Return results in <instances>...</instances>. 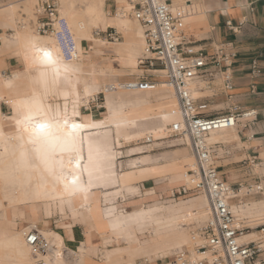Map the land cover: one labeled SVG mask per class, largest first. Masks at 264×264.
Masks as SVG:
<instances>
[{
  "label": "crops",
  "instance_id": "0c3cea01",
  "mask_svg": "<svg viewBox=\"0 0 264 264\" xmlns=\"http://www.w3.org/2000/svg\"><path fill=\"white\" fill-rule=\"evenodd\" d=\"M168 1L170 5L176 1L177 8L182 11L178 16L172 13L178 25L177 34L187 43L199 48H209L213 44L226 42H232L235 46L238 55L232 68L234 87L227 93L230 98L223 95L217 88L213 96H207L206 99L198 102L197 106L205 107L211 115L226 113L232 111L233 108L239 112L250 110L256 112V116L253 118L242 121L241 125L238 126L241 127L239 131L236 132L237 127L234 128L233 139L219 141L217 142L219 144L213 147L215 163L219 164L217 166L218 172L228 184L235 189L236 186L239 188L247 182L251 183V180H254L255 183L257 176L248 179V173H250L248 167L261 168L264 172V0ZM75 7L80 10L83 9L84 4L76 2ZM110 10L104 1V11L110 17L106 28H86L84 30L87 38H83L85 41L80 42L84 49L81 56V62L84 65L83 73L81 75L77 72L72 73L68 87L58 90L57 100L59 103L66 102L71 105L77 120L90 122V116L87 114L92 113V110L89 113H83L82 106H89V102L93 101L95 96L104 95V111L97 114L96 122L112 126L111 135L118 145L112 142L111 146V152L116 155L114 170L119 175L120 182L132 181L131 188L134 189V193L127 191V186H124L123 188L119 187L123 197L118 196L116 200L109 203V200L106 203H103V200H98L88 208L75 212H69L65 208H59L60 211L57 208L61 216H64V212L67 211L71 219L80 222V224L71 226L61 227L57 225V221H51L52 208L56 204L45 206L40 203H29L22 208H7L12 210L11 214L5 209L6 216L1 214L4 211L0 212V218L5 216L4 220L0 221V237L17 235L29 226H34L37 230H50L60 236L64 247L68 250L78 251L82 245L87 248L88 254H84V256L89 264H98L89 260L90 254H97V252L100 255L98 261L102 264H130L118 256L107 258L106 255L115 254L125 246L135 242L137 238L145 249L149 248L151 223L145 222L144 225L140 226L132 223L131 228L124 231L119 238L118 233L120 231L112 229L111 223L115 218L121 220L130 218L137 209L135 205L128 210L121 209L125 196L135 195L136 197L132 200H136V203L142 201L145 208L154 207V213L159 217L163 215L167 207L172 208L174 213L177 212L176 216L182 215L186 211L194 213L190 218L182 216V221L177 224L173 231L169 232L171 237L179 234L180 230L188 237L186 232L188 224L203 220L206 209L205 203L201 199L203 196L166 201L165 203L157 201L162 197L175 198V196L189 193L184 192L183 187H181V183L184 184L185 181V171L182 166L184 161L191 157L187 153L178 155L175 152H167L159 155H148L144 154L143 147H133L127 150L125 158L128 159L126 161H118L123 155L122 152L115 151L116 146L121 148L132 141L139 142L144 138L154 140L167 138L170 131L169 126L174 123L166 122L164 117L175 115L177 108L174 104L175 99L172 91L171 96L163 81L154 85L152 90L141 91L139 95L142 97H138L129 90L124 91L123 89H126L124 84L118 83V79L114 75L117 72L114 69L115 65L131 73L139 71L138 60L142 56L143 37L138 23H133L130 18L124 17L128 18V27L118 26L113 21L114 15H110ZM227 23L231 27L227 26ZM92 29L101 31L96 33V36L104 34L107 29H115L117 33L123 36L124 41L119 42L122 39L121 36L117 42L109 41L104 34L108 41L104 42L94 38L91 33ZM18 51L19 44L14 39V33L9 35L0 33V78L9 80V82H0V125L3 127L4 123L13 120L15 114L12 106L8 105V101L12 102L31 96L32 84L40 79L34 68H27L28 62L18 55ZM8 53H11L13 57L7 56ZM106 56L107 58H105ZM253 61L257 64V70L254 72H252L251 67ZM53 78L57 80V77L54 76ZM134 79L136 78L132 80ZM84 86H95L99 92L86 96L83 90ZM109 86L116 87L124 93L120 95L117 90L115 91L117 94L112 93V96L107 97L101 91ZM203 87V83L193 84L194 90L198 92V96L193 97L194 99L204 98V93L210 92L204 90ZM165 99L169 100V103L164 105L161 102ZM110 100H112L114 107L115 105L117 107L107 110L105 105ZM120 104L123 106L120 107ZM78 110H80L81 115H79ZM246 122H249L248 127L243 128L242 125ZM30 148L28 147V159L33 162L35 155L33 149L30 151ZM231 156L237 157L238 161L225 164L226 159L231 158ZM122 164L126 167L124 171ZM234 173H238L235 181L232 179L235 176ZM114 190L112 187L99 189L100 192L106 193L114 192ZM120 191L117 190L114 195L120 194ZM106 196L111 197L109 194ZM43 206L45 207L44 210ZM235 206L242 214L246 208H250L252 211L249 214H244L245 216L241 217V220L247 217L246 215L264 217V206H239L237 203ZM14 210L19 211L18 216L14 215ZM263 232L264 229L248 233L247 236H255L256 234L262 236ZM101 244H103L104 249L102 251L98 250ZM177 252L178 250H173L172 254ZM206 254L209 256L208 253ZM169 258L168 256H157L154 258V264L163 263ZM137 259L135 258L134 262ZM141 264H147V262Z\"/></svg>",
  "mask_w": 264,
  "mask_h": 264
},
{
  "label": "bare ground",
  "instance_id": "6f19581e",
  "mask_svg": "<svg viewBox=\"0 0 264 264\" xmlns=\"http://www.w3.org/2000/svg\"><path fill=\"white\" fill-rule=\"evenodd\" d=\"M59 1L65 6L62 15L68 19V27L73 35L80 57L78 60L72 62H66L62 58L65 61L63 63L60 61L62 57L60 49L52 37L39 34L35 35L30 29L24 28V26L21 27V31H16V34H14V39L19 44L18 55L31 63V67L37 71L40 79L39 81H34L32 84L31 96L12 102L8 101V105L10 107L12 106L15 111L14 118L12 121L4 123V127L0 125V212L7 208H22L25 204L29 203H40L45 206L56 204L61 209L65 208L69 212H75L88 208L92 203L102 198L103 203L111 199V197L104 195L105 192H100L99 189L131 186L132 181L120 182L118 179L119 175L114 170V158L116 155L111 152L112 142H114L111 135L112 126L97 123V114L99 112H95L96 110L87 114L90 116V122L79 121L76 119L74 109L71 105L66 102L59 103L57 100L58 90H63L68 87L72 73L77 72L80 75L83 73L82 68H84V65L81 62V56L84 49L81 47L80 42L84 40L83 38H87V36L83 34L79 35L80 38H77V33L83 28L84 23L76 22L74 17L76 15L81 16L90 28H106L110 17L104 11L105 0ZM118 1L123 3L125 8L129 9L127 1ZM76 2L84 4L83 9L77 10L75 7ZM171 10L175 16H178L182 12L177 8L176 1L171 5ZM4 12L6 15L3 16H5L6 21L12 20L8 18L14 15L13 10L8 9ZM124 17L127 16L116 14L112 19L118 26L127 28L128 18L130 17ZM76 27L77 29H75ZM43 50L52 52L53 56L57 58L58 63L56 67L59 68L58 77L56 76L55 69L51 67L46 69L45 76H41V71L45 69L39 65L36 57L38 54L42 55ZM65 66H67V71H65ZM54 76L57 77V80H54ZM1 81L9 82L8 79L2 77L0 78ZM83 90L86 96L99 92L95 86H84ZM117 90L116 87L109 86L101 92L106 94L107 97L112 96V93L118 92L120 95L124 93V91ZM189 90L194 98L198 96V92L194 90L193 84L189 85ZM129 92L136 94L138 97H142L139 95L141 93L140 90H129ZM36 105L42 106L44 111L49 114V117L54 118V121L58 122L61 126H65L66 120V132H73V124L79 125V128L74 132V150L60 151L57 149L54 152L49 151L47 156L42 154L40 145L32 142L30 132L25 130L26 126H28L26 117ZM105 106L107 110L117 107V105L114 107L112 100L107 101ZM119 106L122 107L123 104ZM82 107L88 108L87 105ZM176 108L177 113L175 115L164 117L166 122H180L177 104ZM78 112L81 115L80 110ZM234 128L211 133L207 138V142L233 139L234 136L232 134ZM115 144L117 145V143ZM28 147L33 149V154L35 155L33 162L28 159ZM182 168L184 171L186 170L185 163ZM186 174L184 175V185L189 187L190 183ZM74 180L75 183L73 182ZM229 195L235 200L242 198L239 192H230ZM203 202L207 204L204 197ZM134 205L137 209L134 211L133 216L122 220L115 218L111 223L112 229L114 231H120L118 233L119 238L124 231L131 228L132 223L141 224V220L145 218L146 222L154 223L153 229L157 231V240L150 244L148 249H145L139 240H135V242L125 246L115 254L106 255L107 258L110 256H118L121 260L128 261V263L132 264L135 258L140 257L144 258L145 262L154 264L155 257H171L173 250L179 251L183 248L189 253L190 260L203 258V254L198 252L193 253L191 251L193 249L191 248L192 245H196V242H198L197 237H193L194 242L192 243L191 239L185 236L181 230L179 234L173 235L172 237L169 236V232L176 228L175 225L182 218L181 215L176 216L177 212L174 213L175 211L172 208H165L167 217L160 219L157 215L151 216L155 209L145 208L142 201ZM206 206L208 208V205ZM231 210L234 216L237 214L241 215L235 204ZM236 217L238 219L240 218V216ZM29 227L34 228V226ZM38 232L51 245L50 251L43 257L44 264H65L68 260L64 258L65 254L63 253L65 251L80 252L82 255L88 254V249L83 245L78 251L68 250L64 247L60 236L50 230H38ZM246 238L247 234H244L240 241L246 242ZM23 241L22 232L10 237H0V251H9L10 254H6V258L10 261L14 260L12 254H15L17 256L16 262L19 264H31L32 257H29V250L27 251L28 248L24 245L25 243ZM169 264H173V262Z\"/></svg>",
  "mask_w": 264,
  "mask_h": 264
},
{
  "label": "built area",
  "instance_id": "2783aa9c",
  "mask_svg": "<svg viewBox=\"0 0 264 264\" xmlns=\"http://www.w3.org/2000/svg\"><path fill=\"white\" fill-rule=\"evenodd\" d=\"M126 1L128 10L118 8L116 0H105V3L114 15L133 18L139 24L144 44L138 67L153 74L143 73L125 83L124 87L127 90H152L157 83L149 79L156 75L171 88L180 122L169 126L166 139L175 138L187 145L195 164L187 172L190 186L185 185L183 191L203 196L208 205L205 222L195 229L202 240L195 250L200 254L208 253L209 258L190 260L185 253H179L173 264H264L261 243L240 241L249 228L245 224L238 225L228 204L229 193L236 190L222 178L215 165L213 147L219 143L207 142L211 133L238 127L243 120L256 116V112H239L233 108L226 113L211 115L205 107L197 106L206 97L194 99L189 90V85L203 83V89L213 93L212 96L218 88L230 98L227 93L234 87L232 68L238 55L234 44L226 42L213 44L209 48L196 47L177 34L178 25L168 0ZM36 2L34 29L37 34L52 37L66 62L78 60L80 55L75 40L66 20L58 13L56 1ZM227 26L231 27L229 23ZM104 34L109 41L120 40V34L115 29H110V32L106 30ZM251 67L252 72L257 70L255 61ZM248 123L242 127H248ZM152 141L147 138L143 144L148 145ZM255 180L253 187H248L247 191L264 201V182L257 177ZM22 233L32 264H44L43 257L50 251L51 245L35 228H25Z\"/></svg>",
  "mask_w": 264,
  "mask_h": 264
},
{
  "label": "rangeland",
  "instance_id": "374dc122",
  "mask_svg": "<svg viewBox=\"0 0 264 264\" xmlns=\"http://www.w3.org/2000/svg\"><path fill=\"white\" fill-rule=\"evenodd\" d=\"M55 1L57 3V10H58L59 15L62 16L66 20V22H68V19L64 15H62L63 8L65 7L64 4L61 3L59 0H55ZM116 1H117L118 7L125 8L123 6V3H121L118 0H116ZM36 5H37L36 0H0V18H2L0 20L1 21L0 22V33H2V34L5 33L7 35L13 34V33L16 34V31H21V27L24 26V28H28L35 35H38L37 32L34 29L35 28V23H36V18H37L36 17ZM8 9H11V11L13 10V14L14 15H12V17L8 18V19H12V20L6 21L5 16H3V15H6L4 11H6ZM125 9H128V8H125ZM110 15L113 16L114 14L110 13ZM130 19H131V21L133 23H136L133 20V18H130ZM74 20L76 22H83L84 23L83 28H81L79 30V32L77 33L78 34L77 38H80L79 35L85 34L84 30H86V28H90V27L84 22L82 17L79 16V15H76L74 17ZM4 28H6V29H4ZM75 29H77V27ZM99 32H101V31H98V30L96 31L94 29L91 30V33L94 36V38L100 39V40H102L104 42H108L105 39V35L104 34H98V36L95 35L96 33H99ZM107 32H110V29H107ZM120 36L122 37V39L119 42L124 41L123 36L121 34H120ZM75 39H76V37H75ZM143 44L141 45V52H142ZM107 53H109V52H107ZM7 56L13 57V55L11 53H8ZM105 58H107V56ZM26 61L28 62V64L26 65L27 68L28 67L32 68L30 62L28 60H26ZM60 61L65 63V61L62 59V57L60 58ZM70 64H72V63H70ZM114 69H116V71H117L114 75L118 79V83L119 84H125V83L129 82L130 80H132L133 78H135V77H137V76H139V75H141L143 73L150 74V75L153 74V73L144 72L145 70L143 71V69H141L139 67H138L139 71L134 72V73L128 72L126 70H122V69H120V67H118V65H115ZM149 80L155 81L156 83H158L159 81L165 82L162 78H160V77H158L156 75L150 77ZM164 86H166L167 91L169 93H171V88L166 83H164ZM123 90L127 91V89H123ZM212 94L213 93H211V92H207V93H204V96L207 97V96H210ZM114 95H115V93H114ZM103 103H104V95L103 94H99V95L95 96L93 101L89 102L88 108L83 107V113H89L90 110H92L91 112H93L95 110H96L95 112H103L104 111L103 110ZM161 103H163L165 105V104L169 103V100L165 99ZM153 104L156 105V103H153ZM174 104H175V107H176V101L174 102ZM216 108H218V107H216ZM85 109H87V110H85ZM240 129H241V127H237L236 128V132L239 131ZM144 139L140 140L139 142L138 141H132L129 144L123 145L121 148L115 147V151L122 152V155H123V157L121 159H119L118 161H126L128 159V158H125L126 152H127V150H129V149H131L133 147H143L144 148V151H143L144 154H148V155H159V154H163V153H167V152H175L178 155H181L182 153H187L189 156L192 157V155L189 152V149H188L187 145L183 144L179 140L174 141L175 138H172V139H166L165 138V139H158V140H154L153 139L154 141H152L148 145L147 144H143V140ZM114 143H116V142L114 141ZM215 143H217V142H212V141L209 142V144H215ZM231 145H233V144H231ZM31 149L32 148H30V151H32ZM191 157H190V160L188 159L187 161H184V163L186 164L185 173H187L189 170L194 168L195 162H194L193 157L192 158ZM236 161H238V158L235 157V156L234 157L231 156V158L226 159L225 164H230V163L232 164V163H234ZM258 163H260V162H258ZM215 165L218 166L219 164L216 162ZM234 169H237V168H234ZM122 170L123 171L126 170V167L123 164H122ZM248 171H250V173H248L249 174V178L248 179H253V177L257 176V177L261 178L262 182H264V172H263V170L261 168H255V167L249 166L248 167ZM234 174H235V176L232 177V179L235 181L237 179L236 175L238 173H234ZM186 175L188 177V174H186ZM254 184H255L254 180H251V183L247 182V184H243L239 188L236 186L235 190H236V192L241 193L240 196L242 198H240L238 200H235L232 196L228 195L227 201H228V204L230 205V207L234 208V204H236V203L239 206H250V207L252 205L264 206V201H263L262 198H260L259 196H255L253 193H249L247 191L248 187H253ZM181 187L184 188L185 185L183 183H181ZM114 189H115L114 192H107V193L105 192L104 193L105 196L107 194H109V196H111V200H109L108 203L116 200V198L118 196H121V198L123 197L122 190L119 189V187H114ZM239 189H240V191H239ZM117 190L118 191L121 190L120 194H118V195L115 194L114 195V193ZM127 191L134 193V189H132L131 186L127 187ZM231 192L232 193H236V192H233V191H231ZM194 196L197 197L198 195H196V194H194L192 192H189L186 195L175 196V198L162 197L161 199H159L157 201L161 202V203H165L166 201H178L179 199H183V198L187 199V198H191V197H194ZM134 197H136V196L135 195H133V196H125V198H124L125 201L121 204V207H122L121 209L122 210H128V209L131 208V206L136 204V200H132ZM129 198H130V200H129ZM201 199L203 200V198H201ZM100 200H103V198L100 199ZM119 202H121V199H119ZM146 204H149V203L146 202ZM205 206H206V204H205ZM44 208L45 207L43 206V210H44ZM57 208L59 209L60 207L57 206V205H53L51 221H57V225L58 226L62 227V226H71V225H75V224H80V222H78V221H76L74 219H71L68 216L67 211L64 212V216H61ZM205 208H206L205 212H204L205 218L203 220L191 222L190 224H188V227H187V230H186V232L188 233V237L191 239L192 243L194 242L193 241V237H197L198 238V242H196V245H192V247H191V248H193V249H191V251L193 253H196V250H195L196 247L199 246L202 243V240L196 235L195 229L198 226H200L201 224H203L205 222L206 218H207V215H206V212H208L207 211V206ZM6 211L9 214L12 213L11 209H7ZM6 211L2 212L1 214L6 216V214H7ZM251 212L252 211H251L250 208H248V209L246 208V211L243 212V214L240 213L242 215H238V214L235 215V217L236 216H240L239 219L236 217V221H237L238 225L240 226L241 224H245L249 228L248 233H254L255 231H262L264 229V217H256V216H250L249 217L248 215H246L247 217L244 218L245 220L244 219H242L243 221L241 220V217L245 216L244 214H249ZM13 213H14V215L18 216L19 211L18 210H14ZM154 215H155V213L153 212L151 216H154ZM193 215H194V213L186 211L181 216L190 218ZM5 216L3 218H0V221L4 220ZM157 217L160 218V219H164V218L167 217V212H164L163 215H161V217H159L158 215H157ZM181 221H182V218H181V220L179 222H181ZM141 222H142L141 224H138L139 226L140 225H144L143 223L146 222L145 218L142 219ZM153 224L154 223H152V222L150 224L151 225V229H150V232H149L150 244L154 243L157 240V231L155 229H153ZM176 226L177 225H175V227ZM10 232H13V230H10ZM262 234H263L262 236H259L257 234L255 236H247L246 242L247 241L259 242V243H261V245H262V247L264 249V232ZM137 240H138V238H137ZM22 241H23V237H22ZM23 243H24V241H23ZM100 246L101 247L98 248V250H100V251L104 250L103 249V244H101ZM27 251H28V249H27ZM12 253H14V252L12 251ZM28 253H29V251H28ZM179 253H185V255L190 259L189 253L187 252L186 249L183 248L182 250H179L177 253L172 254L171 257L169 258V260L164 261L163 263H158V264L174 262L176 260L177 254H179ZM6 254H10V252L9 251H0V264H19L18 262H16L17 256L15 254H12L13 257H14V260H11V261L6 258ZM63 254H65L64 258L68 259L67 260L68 262L66 261L65 264H89L88 261H86L85 256L82 255L80 252L77 253V252H67V251H65ZM262 254H263L262 258H264V251L262 252ZM28 255L31 258L30 253ZM75 258L76 259L78 258V259L76 260ZM99 258H100L99 252H97V254H90V256H89V260L91 262L93 261L94 263L102 264L101 262L98 261ZM203 258H209V256L206 253H204L203 254ZM91 259H93V260H91ZM144 262H145L144 258H138L137 260H135V262L133 264H139V263L141 264V263H144ZM32 263H33V260L31 258V264ZM122 264H125V263H122ZM147 264H150V263L147 262Z\"/></svg>",
  "mask_w": 264,
  "mask_h": 264
},
{
  "label": "snow or ice",
  "instance_id": "6c2138e0",
  "mask_svg": "<svg viewBox=\"0 0 264 264\" xmlns=\"http://www.w3.org/2000/svg\"><path fill=\"white\" fill-rule=\"evenodd\" d=\"M36 60L45 69L41 71L42 77L46 75V69L49 67L54 68L56 76H59V68L56 67L58 61L52 52L43 50V54H38ZM65 71H67V66H65ZM26 120L28 126H26L25 130L30 132L32 142L40 145V150L44 156H47L49 151L54 152L57 149L60 151L74 150V132L79 128V125L73 124V132H66L67 121L65 120V126L59 125L58 122L54 121V118L49 117V114L40 105H36L30 110ZM73 182L75 183V180Z\"/></svg>",
  "mask_w": 264,
  "mask_h": 264
}]
</instances>
